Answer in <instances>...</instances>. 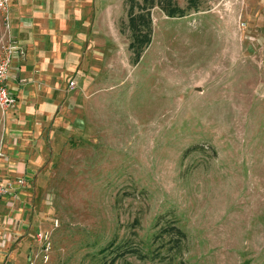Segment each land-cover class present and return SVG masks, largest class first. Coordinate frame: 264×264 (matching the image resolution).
I'll list each match as a JSON object with an SVG mask.
<instances>
[{"label":"rangeland","instance_id":"1","mask_svg":"<svg viewBox=\"0 0 264 264\" xmlns=\"http://www.w3.org/2000/svg\"><path fill=\"white\" fill-rule=\"evenodd\" d=\"M116 9L50 145L22 264H264L263 3L154 6L136 63L127 4Z\"/></svg>","mask_w":264,"mask_h":264},{"label":"crops","instance_id":"2","mask_svg":"<svg viewBox=\"0 0 264 264\" xmlns=\"http://www.w3.org/2000/svg\"><path fill=\"white\" fill-rule=\"evenodd\" d=\"M118 2L10 1L9 32L24 54L13 61L8 83L15 106L4 113L0 109V149L5 152L1 178L8 187L0 200V264L25 262L32 233L43 217L38 206L47 186L50 145L71 121V97L80 94L77 84L94 78L104 45L99 31L104 9L117 10ZM1 34L4 39L3 26ZM19 78L25 81L19 83Z\"/></svg>","mask_w":264,"mask_h":264},{"label":"built area","instance_id":"3","mask_svg":"<svg viewBox=\"0 0 264 264\" xmlns=\"http://www.w3.org/2000/svg\"><path fill=\"white\" fill-rule=\"evenodd\" d=\"M11 0H0V19L2 26L5 29L6 35L4 39H0V109L4 113L8 109L15 106L16 96L9 88V81L12 78L11 69L13 61L20 58L24 54V49L21 43L9 32L10 29V16L9 7ZM25 81L22 78L18 79V82ZM70 86L74 85V81L71 80ZM5 158V152L0 149V200L5 194L8 193V187L4 184L1 178V159ZM19 184L24 183L23 178H17ZM37 240L41 242L45 250L49 249L50 242L49 236L46 232H38L36 234ZM47 258V257H46ZM33 264V262H29Z\"/></svg>","mask_w":264,"mask_h":264},{"label":"trees","instance_id":"4","mask_svg":"<svg viewBox=\"0 0 264 264\" xmlns=\"http://www.w3.org/2000/svg\"><path fill=\"white\" fill-rule=\"evenodd\" d=\"M185 1L186 5L181 7L175 3V0H125L127 4V26L130 31L128 48L135 57L134 63L138 62L141 53L151 41V9L158 6L169 17H182L190 10L197 11L202 0ZM178 233L182 234L180 230Z\"/></svg>","mask_w":264,"mask_h":264}]
</instances>
